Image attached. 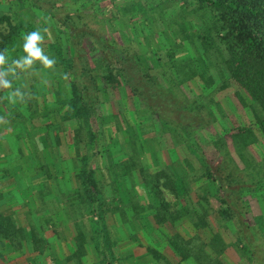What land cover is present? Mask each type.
Masks as SVG:
<instances>
[{
  "label": "trees",
  "instance_id": "obj_1",
  "mask_svg": "<svg viewBox=\"0 0 264 264\" xmlns=\"http://www.w3.org/2000/svg\"><path fill=\"white\" fill-rule=\"evenodd\" d=\"M33 1L35 2V0H0L1 4L6 3L9 8L7 11L0 12V49L7 48L9 50L10 60L24 54L22 51L23 34L34 30L33 28L35 27L38 28L31 20H27L20 10L30 9V11H33V18L49 17L51 12L52 15L57 12L54 9L57 7H54V1L52 0L51 2H42L43 5L37 2L35 3V9L33 8L32 10L31 4ZM113 1V6H116L118 11L119 7L117 3L119 0ZM177 1L180 4H176ZM136 2L139 3L140 11L145 17L154 18L155 13L159 15L161 13V16L169 20L168 24L170 22V25L177 24L173 27H176L175 29L178 32L182 29L189 35L192 32L190 25L193 26V19L197 27L203 30L204 34L199 35L198 38L202 42L204 51L197 50L194 45L196 54L201 53L205 62H209L212 66H218L220 62V73L217 72L221 76L220 88L226 89L227 96L229 95L233 98L232 96L235 95L238 100V103L234 105H231L233 101L232 103L230 101L227 102L228 105L230 104L229 109L234 111L233 115L229 117V121L231 120L233 125H230V132H227L226 138L223 135L219 137L215 141L218 144H215L213 141L214 143L210 145L212 153L214 151L220 154L226 153L228 142H230L228 138H233L236 150L240 154L242 161L245 162L246 153H250L254 157L252 151L248 149L249 146L253 148L257 143L264 145V0H167V2L171 3L170 7H176L175 11H169L171 13H166L165 9H162L153 0H137ZM192 3L195 4V9L206 7L211 10L213 14L212 24L206 25L200 19L204 25L202 27L200 20H198L200 16L197 19H195L196 17H188V14L194 11L187 10V6ZM18 12H20L19 16L23 19L18 16ZM104 12L108 13L107 10H104ZM16 13L17 15H15ZM108 16L113 17L112 13L108 14ZM114 19L116 20V17ZM190 20L191 24L189 23ZM56 22L58 26L64 29H59L60 34L56 35L51 42L45 40V52L56 59V64L59 67L63 66L65 68V72L69 77H72V74L73 76L74 74L78 75L77 65L74 61V55L77 54V36L63 18L59 17ZM124 22L125 20L123 24ZM45 28H49V34L50 27L46 26ZM214 30L216 33L213 35ZM192 38L195 40L191 34L190 42ZM96 43L95 46L90 44L88 52L93 61H95V72H101L102 74L101 84L98 87L100 91H104L105 95L99 97L98 103L95 101V130L91 122H89L91 140L87 144L96 150V155L102 154L103 158L107 157V160L105 159L107 163L104 165L102 161L105 160L102 158L99 161L100 165L95 164V166H92L88 154L81 155V158L77 157L80 159L79 167H77L76 171V168L70 171V173H73L68 179V186L73 191L70 199L67 200V205H70L69 208L62 207V209L58 208L56 211L53 210L54 208L48 209L54 223L52 227L55 234H60L57 226L60 224L63 211L66 213L68 220L66 224L62 223V220L61 223L64 224L63 229L65 237L68 239L67 248L69 251L66 256H61L59 259L53 258L55 264H124L125 256L121 249L123 245L122 240H116L112 237V225L114 223L112 222V217L108 214L110 212V215H113L111 213L112 203L109 200L110 196L103 192L106 185L113 183H115L116 187V193L113 195H116L117 199L123 200V195L129 194L128 197L132 205L131 216L142 218V228H151L148 232L149 241L154 243L162 242L169 247L170 250L165 253L155 251L152 246L147 247L148 252L152 253V251H155L153 254L157 258H163L162 261L158 260L161 261V264H258L259 258H256L254 249L256 244L248 241L252 235H245L244 230L238 231V229L230 227L231 225L228 222L236 218L228 208L227 194L224 195L227 191L224 190L223 183L219 180V177L211 170V164L204 160V158L197 157L198 163L197 165L195 164V169L191 172L188 171L191 164L186 163L184 165L183 160H180V162L183 163L185 170L177 168L175 163L172 166L163 165V167L161 166V168L159 167L156 170L159 171L157 175L160 172L163 173L164 178L167 179L168 183L173 185L180 197L176 210L173 211L170 203L165 200L161 191L153 184L152 178L155 177V174L148 176L146 166L141 161V153L138 148L135 147L136 154L133 155L134 153L132 152L127 159L124 158L122 160L121 158L118 159L119 161H115L109 157L111 154V144L105 142V140H108L107 137L111 139V134L109 124L106 121L104 122L105 116H114L116 113L117 116L120 115L119 112H114L123 103L125 104L124 100L123 102L121 100L120 88L124 83L131 84V82L126 77V74H124V69L119 65L116 66L117 63L112 65L106 55V49L97 46ZM198 60L201 59L196 55L194 62L191 64L194 65L192 73H199L209 86L213 81V77L209 71L201 72L197 69L196 63ZM175 65L179 70L182 68L181 64L177 65L176 63ZM97 66H100V68H96ZM108 66L112 67L107 69ZM115 68L121 72H116ZM182 74L181 82L184 83L187 78H190L191 72L184 68ZM21 83V79L19 78L14 81L13 87H21ZM76 83L77 81L74 78V81L71 82L73 92L77 88ZM201 92L199 94H192L195 96L193 98L194 103L202 102L201 97L202 95L205 96L206 91ZM186 95L188 94L186 93ZM107 96L109 98L105 100ZM116 97H120L118 98L121 102L120 106L116 103ZM85 98L83 93H77V95L75 93L70 100L68 99V105L71 109L69 116L82 115L83 113L89 115V112L85 111L89 109L90 104H86ZM211 99V103H214L216 100L215 96H212ZM139 103L135 109L132 108L138 116L141 114L138 111ZM114 106L117 108H114ZM211 109L213 112V108ZM218 109L223 113V107L219 103ZM250 109L253 112L252 115H250ZM58 110L60 108L57 107V115L59 117ZM241 111L246 113L249 119H252L238 122L236 116H239ZM122 114L125 117L121 118L132 119L133 112L129 113L127 111L126 113H121V116ZM219 116L222 117L221 115ZM214 119L217 120L215 117ZM86 121H89V119ZM79 126H84L82 121L79 122ZM76 137H78L77 133ZM157 137L160 142L164 139V136H162V139L161 135H157ZM161 144L163 146V143ZM187 144L189 143L183 145ZM226 147L227 149L223 151ZM253 150L257 154L254 148ZM180 151L182 150L179 149ZM105 153L109 156H105ZM41 167L40 165L39 168ZM148 167H151L150 163H148ZM52 168L55 171L58 166ZM198 170L202 171L201 175H194L193 172ZM104 173H110L112 178L109 179ZM70 179L72 181L69 184ZM119 180L125 182L127 185L123 191L120 189L122 186L119 184ZM62 181L64 180L62 179ZM62 181L58 175H52L50 178V185L53 190L52 196L56 200L53 203L57 205L65 194V190L63 189L65 183L62 184ZM126 181L131 184L129 185ZM260 181H263V179ZM75 183H80L81 186H75ZM146 184V190H149L151 193L148 194V196H151L149 203L141 202L138 193L135 191L136 186H144ZM208 186L211 190H209ZM209 194L219 197L224 204L222 209L217 211L210 206L208 202ZM67 205H64V207ZM116 206L118 207L119 205L116 204ZM84 207L87 208V215L83 213ZM91 213H95V218L88 217L89 224H91L88 225L85 223L84 218ZM120 214L123 217L125 215L123 210L120 211ZM246 222L248 221L245 220L244 223ZM248 226L253 231L255 230L251 223ZM32 227L34 228L35 226L32 225ZM26 232L27 230H25L24 225L17 226L9 216H4L3 218L0 216V237L5 239L6 243L11 244L16 242L23 248L28 243L25 235ZM246 236L249 237L246 239ZM56 243L58 246L64 245L60 241ZM37 245H39L38 241ZM92 246L95 248L94 260L90 255ZM40 252L42 253V250ZM22 254L20 256L26 255V250L22 249ZM193 254L196 256L193 259L194 261L191 258ZM259 261L264 263L260 259Z\"/></svg>",
  "mask_w": 264,
  "mask_h": 264
},
{
  "label": "rangeland",
  "instance_id": "obj_2",
  "mask_svg": "<svg viewBox=\"0 0 264 264\" xmlns=\"http://www.w3.org/2000/svg\"><path fill=\"white\" fill-rule=\"evenodd\" d=\"M44 1L51 2V0H35L31 4L32 10L33 8L35 9V3L39 2L43 5L42 2ZM52 1H54V7H57L54 8L57 12L53 13V15L51 12L49 17L33 18V11L28 8L20 11L27 20L33 21L34 25L38 26L39 29H43L46 26L50 27V33L48 36L47 34L45 35V40L49 42L60 34L59 29H64L58 26L56 22L59 17L63 18L76 34L77 54L74 55V61L77 65L78 75L74 74L73 76L72 74L77 81L76 95L77 93H83L84 97H86L85 102L88 101L89 103L95 101L98 103L99 97L105 95L104 91H100L98 87L101 84L102 74L101 72H95V61H93L88 52L90 44L95 46V42H97V46L106 49L109 62L112 65L117 63L116 66L119 65L123 68L124 74L131 82V84L124 83L120 88L121 100L125 102V104H122L123 106L118 99L120 97H116V103L118 106L121 105V109H115L114 112H119L120 115L117 116L116 113L114 116H105L104 122L106 121L109 124L111 134V139L107 137L108 140H105V142L111 144V154L110 156L107 153L104 155L119 161L118 159L121 158L122 160L124 158L127 159L132 152L135 155L134 149L135 147L138 148L141 153V156L140 154L139 156L142 158V163L146 166L148 176L155 174V177L152 178L153 184L161 191L165 200L170 203L173 211L176 210L180 197L173 185L164 178L163 173L160 172L157 175L159 171L156 170L159 167L161 168V166L163 167V165L172 166L173 163L177 165V168L185 170L184 165L187 163L191 164L190 168H188V171L191 172L195 169V164L197 165L198 163L197 157L204 158L211 164V170L219 177V180L223 183L224 190L227 191L224 195L227 194L228 208L236 218L228 222L231 225L230 227H234L238 231L244 230L245 235H252L248 241L256 244L254 247L255 256L264 262V145L257 143L253 146L257 154L249 146L248 149L252 151L254 157L250 153H246L245 162L241 160L233 138H228L230 141L228 142V149L227 147L224 150L222 149L223 151L227 149L226 153L220 154L215 151L212 153L210 145L222 135L226 138L227 132H230V125H233V122L229 121V117L233 115L234 111L229 109L230 104L228 105L227 102L230 101L232 103L233 101L231 105H234L238 103V100L235 95L232 96L233 98L229 95L227 96L226 89L220 88L221 76L217 74V72L220 73V62L218 66H212L209 62H205L201 53L196 54L194 45L197 50L204 51L202 42L198 38L199 35L204 34L203 30L197 27L193 19L194 27L190 25L192 32L189 35L182 29L178 32L175 29L176 27H173L177 24L170 25L171 22L168 24L169 20L161 16V13L160 15L155 13L154 18L145 17L140 11V5L136 2L137 0H119L117 3L119 12L116 6H113V0ZM153 1L158 3L162 9H165L166 13H171L169 12L170 10L175 11L176 7H170L171 3L167 2V0ZM176 4H180V2L177 1ZM194 7V3L187 6V10H194L188 14L189 18L196 17L195 19H197L200 16L198 20H203L206 25L212 24L213 14L210 9L206 7L195 9ZM8 9L6 3H0V12ZM104 10H107L108 13L104 12ZM110 13H112L113 17L108 16ZM19 14L20 12H18V16ZM115 17L116 20H113ZM201 20L200 24L204 27ZM189 23L191 24V20ZM38 28L35 27L33 29ZM215 33L216 31L214 30L213 35ZM191 34L195 38V40L193 38L191 40L193 45L189 40ZM196 55L201 59L198 60L200 62L197 61L198 64L196 63L197 69L201 72L209 71L213 77V81L209 86L199 73H192L194 65L191 64L194 62ZM176 63L177 65H182L180 70L176 67ZM191 66L192 70L190 71ZM60 67L56 64L53 70L57 71ZM110 67L112 66H108L107 69H110ZM96 68H100V66ZM116 68L114 69L116 72H121L117 71ZM184 68L191 74L189 75L190 78H187L182 83L181 77H183ZM45 71L46 69L37 64L36 69L31 74V76L33 75L36 78L35 82L41 86L42 83L39 82L41 79L58 82L65 80L63 78L65 72H63L64 75L59 73L47 75ZM59 71L62 72L64 70ZM24 74H21L20 79H22ZM201 91H206L205 96L202 95L201 97L202 102L194 103L193 98L195 96L192 94L202 93ZM212 96H215L218 102L215 100L212 104ZM108 98V96L105 97V100ZM138 102H140L138 111L141 112L139 116L132 110V108L135 109L137 107ZM202 103L203 105L201 106ZM218 103L223 107V113L218 109ZM86 104L88 103L86 102ZM114 108L117 107L114 106ZM211 108H213L214 113ZM127 111L129 113L133 112V115H130L131 120L121 118L125 117L123 114L121 116V113H126ZM153 113L155 114L152 115ZM240 113L239 116H236L238 122L252 119H249L246 113L242 111ZM252 114L253 112L250 109V115ZM80 120L86 121V117L80 115ZM254 121L256 120L254 119ZM157 135H161V138L164 136V139L162 138L163 141L160 142L159 138H156ZM83 136L87 138L86 142L91 140L87 136L86 131H84ZM161 143H163V146ZM186 143L189 144L183 145ZM215 144L218 143L215 142ZM215 147L213 146V148ZM178 148L182 151L179 152ZM92 152L91 150L89 151L91 165H100L99 161H101L103 155H96V152L95 154ZM109 157L108 159H110ZM103 159L107 160V157ZM106 160L102 161L104 165L107 163ZM180 160H183L184 165ZM148 163H150L151 167H148ZM200 173H202L201 170L193 172L194 175ZM70 174L69 172V177ZM104 174L109 179L112 178L110 173ZM262 179L263 181H260ZM149 180L151 182L150 178ZM126 183L128 182L126 181ZM119 184L122 186L120 187L121 191L126 189L127 185L125 182L119 180ZM128 184L130 185L131 183L129 182ZM111 186H115V183L111 184ZM143 188L146 195L151 194L149 190H146L147 184ZM209 190H211L210 187ZM103 192L106 193V189ZM67 195L68 193H65L62 198L66 199ZM142 195L144 196L143 192ZM128 196L129 194H125V199ZM208 197L210 206L215 208V210L218 211L223 208L224 204L219 197L210 194ZM55 204L53 203L52 207L54 211L58 209L57 204ZM123 210L127 212V208H123ZM83 213L87 215V208H83ZM88 217L95 218V213H91ZM128 218V220L127 217L124 218L118 209L112 215V222L114 223V226L112 225V237L116 240H122L121 249L125 256L123 263L125 264L129 258H134L138 260L147 259L145 264H161L163 258H157L153 253L155 251L165 253L170 250L169 247L162 242L154 243L149 241L148 232L151 228L141 227L142 218L137 216H128ZM245 220L252 224L255 232L248 226V222L244 223ZM62 222L65 223L63 220ZM138 223L140 229L138 228ZM63 225L59 224L57 226L61 235L64 233ZM120 235L122 238H119ZM248 237L246 236V239ZM148 246L154 247L155 251H152V253L148 252ZM191 258L192 260L195 259V254ZM259 259L258 264H264Z\"/></svg>",
  "mask_w": 264,
  "mask_h": 264
},
{
  "label": "crops",
  "instance_id": "obj_3",
  "mask_svg": "<svg viewBox=\"0 0 264 264\" xmlns=\"http://www.w3.org/2000/svg\"><path fill=\"white\" fill-rule=\"evenodd\" d=\"M63 72L65 68L62 66L57 71L46 69L45 74L64 75ZM67 77V79L63 77L65 80L61 82L47 79L45 83V79H41L39 80L41 86L35 82L36 78L33 75L25 73L21 85L27 93L26 102L13 106L7 100H0V116H4L8 121L7 124H0V216L1 218L9 216L17 226L24 225L28 241L22 248L16 242L8 244L0 237V264H55L53 258L66 256L69 251L65 234L57 235L52 231L54 223L48 209H52L53 201L56 200L52 196L50 178L52 175H58L61 181L64 180L63 189L68 195L66 201L62 199L63 196L61 197L57 207L69 208L67 200L73 192L68 186L69 172L74 168L76 171L79 167L80 159L77 157L81 158L85 153L89 156L90 150L95 154V149L87 144V138L83 136L86 131L90 137L89 122L95 130V102L86 101L88 105L90 104L89 109L85 111L89 112V115L86 113L82 115L89 121H82L84 126H79L80 115L69 116L71 109L68 99L70 100L75 92L71 88L74 77H69L68 74ZM5 94V91H0V97ZM57 107L60 108L59 117ZM55 166L58 168L54 171L52 167ZM71 181L70 179L69 184ZM75 184L81 186L80 183ZM104 188L112 203L111 213L115 214L116 209L120 212L127 208V212L123 210V213L124 218L127 217L128 220L132 209L129 197L125 199L123 195V200L117 199V196L113 195L116 193L115 186L106 185ZM135 191L141 202L151 201V196L145 194L143 186H136ZM108 214L112 217L110 212ZM61 220L65 224L68 223L64 211L60 218L62 225ZM84 221L89 224L88 216ZM119 238H122L121 235ZM57 241L64 245L58 246ZM22 249L27 253L24 256H20L23 255ZM90 255L94 260L93 246ZM146 261L147 259L129 258L125 264H145Z\"/></svg>",
  "mask_w": 264,
  "mask_h": 264
},
{
  "label": "clouds",
  "instance_id": "obj_4",
  "mask_svg": "<svg viewBox=\"0 0 264 264\" xmlns=\"http://www.w3.org/2000/svg\"><path fill=\"white\" fill-rule=\"evenodd\" d=\"M48 28L35 29L23 34L22 51L23 55L10 60L9 50L0 49V91L6 94L0 100H7L10 105L24 103L27 93L21 87H13L14 81L21 77L22 73L31 75L36 69V65H41L44 69L53 70L57 63L54 57H50L45 52V35ZM67 79V74L64 75ZM46 83V81H44ZM4 116H0V124H7Z\"/></svg>",
  "mask_w": 264,
  "mask_h": 264
}]
</instances>
